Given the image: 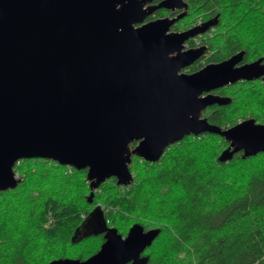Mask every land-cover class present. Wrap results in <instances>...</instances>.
I'll return each mask as SVG.
<instances>
[{
  "label": "water",
  "instance_id": "95a60500",
  "mask_svg": "<svg viewBox=\"0 0 264 264\" xmlns=\"http://www.w3.org/2000/svg\"><path fill=\"white\" fill-rule=\"evenodd\" d=\"M149 1L0 0V190L18 184L13 166L23 158L86 168L90 201L109 177L130 184L133 155L157 161L189 134L213 132L228 141L220 161L264 151V123L247 117L221 128L202 116L206 106L230 102L212 90L264 79L262 58L240 63L239 50L181 71L206 50L204 44L183 49L184 42L212 28L217 17L174 31L182 14L145 18L156 8L187 4L161 0L145 7ZM87 221L95 224L90 233H103L99 248L84 259L46 264L137 262L159 233L135 222L121 235L99 204Z\"/></svg>",
  "mask_w": 264,
  "mask_h": 264
},
{
  "label": "trees",
  "instance_id": "16d2710c",
  "mask_svg": "<svg viewBox=\"0 0 264 264\" xmlns=\"http://www.w3.org/2000/svg\"><path fill=\"white\" fill-rule=\"evenodd\" d=\"M187 2L190 20L170 30L185 29L199 16L217 17L212 28L194 36L206 50L189 71L239 50L241 62L264 60V0ZM186 43L195 45L191 38ZM212 92L230 102L203 109L210 123L226 128L247 117L264 123V79L238 80ZM227 145L219 134L204 132L170 144L154 162L133 155L130 184L109 177L90 201L86 168L19 159L13 170L20 181L0 190V264L88 257L104 239L83 230L96 204L121 235L135 222L159 229L142 259L126 264H264V151L246 157L239 151L220 161Z\"/></svg>",
  "mask_w": 264,
  "mask_h": 264
},
{
  "label": "flooded vegetation",
  "instance_id": "af4514ba",
  "mask_svg": "<svg viewBox=\"0 0 264 264\" xmlns=\"http://www.w3.org/2000/svg\"><path fill=\"white\" fill-rule=\"evenodd\" d=\"M159 1H161V0H151V1H149V2H146L145 4H144V6L146 7V6H148V5H150V6H152V5H155V4H157ZM183 2H185L186 4H187V7L184 9V8H176V9H170V8H165V7H160V8H156V9H154L150 14H148L147 16H146V18H145V21H148V20H153V19H156V18H161V17H175V16H177V15H179V14H182V17H180V18H178L172 25H171V27L173 26V25H181V24H184L185 22H187L188 20H190V17L188 16V15H186L187 13H188V11H187V8H188V2H187V0H183ZM199 18H200V16H199ZM208 19H213V17H209V18H207V19H205V20H208ZM205 20H202V19H197V21L195 22V23H193L192 25H190L189 27H191V26H193V25H196V24H200V23H202L203 21H205ZM189 27H187V28H189ZM187 28H185V29H187ZM180 30H184V29H180ZM191 39H194V37L193 38H191ZM188 44V43H187ZM199 46V45H201V43H200V41L198 42V44H195V45H193L192 47H196V46ZM262 62H264V60H262ZM242 63V62H241ZM263 76H260V78H262ZM263 79V78H262ZM93 227H95V224H93V223H91L90 221H87V224L86 225H84L83 226V230H85V229H87V228H93ZM142 258V257H141ZM139 261V260H138ZM137 261V262H138Z\"/></svg>",
  "mask_w": 264,
  "mask_h": 264
},
{
  "label": "rangeland",
  "instance_id": "374dc122",
  "mask_svg": "<svg viewBox=\"0 0 264 264\" xmlns=\"http://www.w3.org/2000/svg\"><path fill=\"white\" fill-rule=\"evenodd\" d=\"M198 19H201V16H200V18L198 17ZM196 40H199V38H195L194 39V42H196ZM189 47H192V46H188V44L185 42L184 43V46H183V49H187V48H189ZM195 47V46H194ZM202 62V61H201ZM189 67V65L188 66H186V67H184V68H182L181 69V71H183V72H192V71H189L187 68ZM197 70V69H196ZM195 71V70H194ZM163 155V154H162ZM18 161V160H17ZM16 161V162H17ZM15 162V163H16ZM17 175H18V173L17 172H15ZM100 207H101V205H100Z\"/></svg>",
  "mask_w": 264,
  "mask_h": 264
},
{
  "label": "built area",
  "instance_id": "2783aa9c",
  "mask_svg": "<svg viewBox=\"0 0 264 264\" xmlns=\"http://www.w3.org/2000/svg\"><path fill=\"white\" fill-rule=\"evenodd\" d=\"M195 39V38H194ZM199 40H196L195 44H198Z\"/></svg>",
  "mask_w": 264,
  "mask_h": 264
}]
</instances>
